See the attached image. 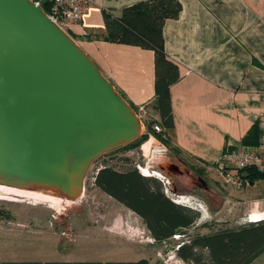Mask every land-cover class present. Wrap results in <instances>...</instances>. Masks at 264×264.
Here are the masks:
<instances>
[{
    "label": "crops",
    "instance_id": "1",
    "mask_svg": "<svg viewBox=\"0 0 264 264\" xmlns=\"http://www.w3.org/2000/svg\"><path fill=\"white\" fill-rule=\"evenodd\" d=\"M140 1L92 0L82 19L67 28L142 122L160 125L153 108L154 51L99 36L105 32V11L119 18L125 7ZM179 1V15L166 19L162 28L164 51L181 72L169 89L173 127L163 129L166 144L151 133L146 142L173 151L185 168L190 163L199 173L213 178L216 170L223 178L217 162L226 148L259 144V123L264 121V0ZM245 180L228 196L219 195V213L230 202L232 215L262 220L264 179ZM245 217L241 222H256ZM224 221L226 226L232 223ZM249 264H264V251Z\"/></svg>",
    "mask_w": 264,
    "mask_h": 264
},
{
    "label": "water",
    "instance_id": "2",
    "mask_svg": "<svg viewBox=\"0 0 264 264\" xmlns=\"http://www.w3.org/2000/svg\"><path fill=\"white\" fill-rule=\"evenodd\" d=\"M48 1L0 0V184L74 201L89 166L143 122Z\"/></svg>",
    "mask_w": 264,
    "mask_h": 264
},
{
    "label": "rangeland",
    "instance_id": "3",
    "mask_svg": "<svg viewBox=\"0 0 264 264\" xmlns=\"http://www.w3.org/2000/svg\"><path fill=\"white\" fill-rule=\"evenodd\" d=\"M67 27L63 26L74 38ZM145 131L143 122L142 132ZM149 143L145 139L134 147L119 148L96 159L87 170L81 196L74 201L44 189H20L22 191L18 194L1 193L0 264L9 260L104 262L141 258L147 259L148 264H186L177 257L176 249L188 235L194 232L209 233L220 225H226L224 219L227 218L233 223L229 227L243 223L241 221L246 215L242 216V220L241 216L232 215L230 202L219 213V195L228 196L234 185L216 176V170H213L211 178L206 173H199L190 163H185L186 169L175 160L173 151L156 148ZM122 156L129 157L136 166L148 167L150 171L158 173L161 178L146 176L157 178L166 195L175 202L181 197L187 202L177 203L200 212V218L185 236L176 235L157 245L137 214L93 184V176L101 165L113 158L117 159L114 163L119 165ZM170 164L177 165L182 173L169 171ZM197 173L205 179L207 188L195 185L193 177ZM238 219L236 224L234 221ZM206 222H214L215 225L213 228L202 227ZM197 251L205 264H213L206 249Z\"/></svg>",
    "mask_w": 264,
    "mask_h": 264
},
{
    "label": "trees",
    "instance_id": "4",
    "mask_svg": "<svg viewBox=\"0 0 264 264\" xmlns=\"http://www.w3.org/2000/svg\"><path fill=\"white\" fill-rule=\"evenodd\" d=\"M50 6L51 2L43 6L48 14ZM180 11L179 0H144L125 7L119 18L104 12L105 32L99 36L105 40L154 51L153 108L159 114L162 129L159 132L154 131V121H147L145 133L122 148L134 147L147 139L148 133L166 144L163 129L173 127L169 89L180 80L181 72L178 65L170 60L164 51L162 28L166 19L177 17ZM115 159H110L96 170L93 184L137 214L157 245L164 244L176 235L185 236L187 230L200 218V212L172 200L164 192L162 183L155 177L143 175L137 166L131 163L129 157H120L119 165L114 163ZM239 172L249 181L264 179V173L252 169ZM214 225V222H206L202 227L213 228ZM197 249H206L213 264H249L264 251V219L234 227L220 225L209 233L194 232L178 244L176 255L186 263L205 264ZM2 264H148V260H9Z\"/></svg>",
    "mask_w": 264,
    "mask_h": 264
},
{
    "label": "built area",
    "instance_id": "5",
    "mask_svg": "<svg viewBox=\"0 0 264 264\" xmlns=\"http://www.w3.org/2000/svg\"><path fill=\"white\" fill-rule=\"evenodd\" d=\"M33 1L38 3L39 0ZM48 2H51L49 15L63 27L79 22L92 0H49ZM152 128L157 132L162 129L158 124H153ZM259 129V144L256 148L248 146L226 148L218 160V170L227 183L240 187L246 181L242 173L239 172L240 170L245 172L252 169L258 173H264V121H260ZM137 168L143 174V168L139 165ZM166 183L169 184L168 179H166ZM180 199L182 198L180 197ZM247 220L252 221V215H248Z\"/></svg>",
    "mask_w": 264,
    "mask_h": 264
},
{
    "label": "bare ground",
    "instance_id": "6",
    "mask_svg": "<svg viewBox=\"0 0 264 264\" xmlns=\"http://www.w3.org/2000/svg\"><path fill=\"white\" fill-rule=\"evenodd\" d=\"M143 174L144 175H155L157 177H160V175H158V173H156L154 171H150V169L148 167H144L143 168ZM20 191H22V190H20L18 188H14V187H10V186H6V185L0 184V195H1V193H5V194L6 193H10V194L15 193V194H18ZM177 202L181 203V202H184V200L183 199H179ZM261 216H263V215H261ZM258 219H259L258 217H252V221H254V220L257 221Z\"/></svg>",
    "mask_w": 264,
    "mask_h": 264
},
{
    "label": "flooded vegetation",
    "instance_id": "7",
    "mask_svg": "<svg viewBox=\"0 0 264 264\" xmlns=\"http://www.w3.org/2000/svg\"><path fill=\"white\" fill-rule=\"evenodd\" d=\"M168 170L169 171H172L174 173H182V171L179 170V167L178 166L177 167H174L171 164L168 165ZM193 181H194L195 185H197L198 187L207 188V183L204 181V179L201 178V176H199V175L196 174L193 177Z\"/></svg>",
    "mask_w": 264,
    "mask_h": 264
}]
</instances>
